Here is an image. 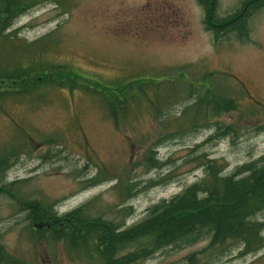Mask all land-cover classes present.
<instances>
[{
    "label": "rangeland",
    "instance_id": "1",
    "mask_svg": "<svg viewBox=\"0 0 264 264\" xmlns=\"http://www.w3.org/2000/svg\"><path fill=\"white\" fill-rule=\"evenodd\" d=\"M241 1L216 0V19ZM205 14L197 0H41L4 33L14 37L0 40V82L50 62L75 69L71 85L86 80L93 92L1 87L0 251L9 263L0 264H83L61 243L40 240L25 201L63 215L98 199L92 215L124 230L200 181L207 162L229 176L264 156V9L250 16L243 39L215 40ZM207 81L235 110L203 121L195 106L202 93L192 88ZM127 86V112L117 110L115 123L100 96ZM147 157L163 165L148 168ZM120 182L138 186L124 199ZM254 220L264 238V212ZM242 251L235 242L210 248L205 238L139 264H264V247Z\"/></svg>",
    "mask_w": 264,
    "mask_h": 264
},
{
    "label": "trees",
    "instance_id": "2",
    "mask_svg": "<svg viewBox=\"0 0 264 264\" xmlns=\"http://www.w3.org/2000/svg\"><path fill=\"white\" fill-rule=\"evenodd\" d=\"M40 1L0 0V40L11 41L14 34L4 33L19 16ZM197 1L206 13L203 23L205 30L217 41L229 34L246 38L248 19L254 11L264 9V0H242L233 14L217 20L216 0ZM23 49L29 50V46L26 45ZM34 57L35 54H31V60ZM75 73L78 72L70 66L39 63L21 73L1 78V82L5 83L0 82V89L4 85L3 94L20 95H33L43 86L68 89L70 92L79 88L93 92L86 80L80 81L79 85H71V79H78ZM129 87L120 94L115 89V93L100 96L105 101L108 114L116 119L115 123L119 114L124 115L127 112L128 100L123 95L127 90L132 92ZM192 89L202 93L195 106L196 113L203 121L236 108L233 100L217 92L208 81L199 89ZM162 165L154 158H146L148 168L158 169ZM224 168L218 162H207L200 181L171 200L153 206L141 222L124 230H121L122 223L106 219L103 213L101 216L92 215L98 199L63 215H58L35 201H25L23 205L30 224L42 227L38 232L40 240L52 244L61 243L83 264H139L162 249L171 246L182 248L205 238L209 239L210 248L235 242L243 246L242 254L255 253L264 247V238L260 236L262 224L254 220L258 214L264 212V156L229 176L222 175ZM157 184L155 182L152 186ZM118 186L122 196L127 194L124 198L126 199L134 194L132 192L138 185L120 182ZM141 191L139 189L135 193ZM0 257L2 261L9 263L6 260L8 256L1 251Z\"/></svg>",
    "mask_w": 264,
    "mask_h": 264
},
{
    "label": "water",
    "instance_id": "3",
    "mask_svg": "<svg viewBox=\"0 0 264 264\" xmlns=\"http://www.w3.org/2000/svg\"><path fill=\"white\" fill-rule=\"evenodd\" d=\"M34 228H35V229H36V228H37V229H41L42 227H41V226H36V225H35Z\"/></svg>",
    "mask_w": 264,
    "mask_h": 264
}]
</instances>
